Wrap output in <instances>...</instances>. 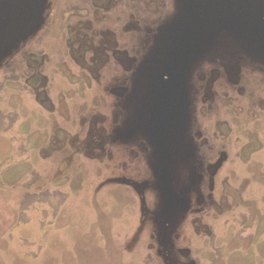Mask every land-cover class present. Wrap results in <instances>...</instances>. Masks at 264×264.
Instances as JSON below:
<instances>
[{
    "label": "rangeland",
    "instance_id": "obj_1",
    "mask_svg": "<svg viewBox=\"0 0 264 264\" xmlns=\"http://www.w3.org/2000/svg\"><path fill=\"white\" fill-rule=\"evenodd\" d=\"M192 1L16 4L0 264H264V0Z\"/></svg>",
    "mask_w": 264,
    "mask_h": 264
},
{
    "label": "water",
    "instance_id": "obj_2",
    "mask_svg": "<svg viewBox=\"0 0 264 264\" xmlns=\"http://www.w3.org/2000/svg\"><path fill=\"white\" fill-rule=\"evenodd\" d=\"M15 0H2L0 3V8H3L4 6H6L7 4L14 2ZM37 4H39V6H41V8L43 7L44 4V0H34ZM188 6H189V10H190V15H191V25L194 29H196V17H197V13L195 12V6L192 0H186ZM18 3V2H17ZM16 3V4H17ZM16 4H14L12 6V9H14L16 7ZM11 9V10H12ZM42 10V9H41ZM13 15V16H12ZM10 17H6L3 18V23L0 25V35H11L12 33L18 32L21 29L27 28L28 25H30L31 20H33L31 17H24L22 14H20V12H18L17 14H12ZM20 15V16H17ZM1 20V21H2ZM0 21V22H1ZM228 21L230 22V25H233L234 22H241L243 23L244 18L241 15H238L236 13H230L228 16ZM240 24V23H239ZM232 27V26H231ZM220 28V27H219ZM27 30V29H25ZM233 31V29H231ZM237 35L239 36H246L248 38L251 37H261L264 38V29L262 30H236ZM13 35V36H12ZM10 36L9 40H14L15 38H17L19 35L18 34H12Z\"/></svg>",
    "mask_w": 264,
    "mask_h": 264
},
{
    "label": "flooded vegetation",
    "instance_id": "obj_3",
    "mask_svg": "<svg viewBox=\"0 0 264 264\" xmlns=\"http://www.w3.org/2000/svg\"><path fill=\"white\" fill-rule=\"evenodd\" d=\"M2 0H0V3H1ZM21 0H15L14 2H11L9 4H7L6 6H4L3 8H0V21L3 19V18H6V17H10L12 14H17L18 12L15 11V7L14 9H12V6L14 4H16L17 2L19 3ZM23 1V0H22ZM12 9V10H11ZM13 16V15H12ZM17 16H20V15H17Z\"/></svg>",
    "mask_w": 264,
    "mask_h": 264
},
{
    "label": "bare ground",
    "instance_id": "obj_4",
    "mask_svg": "<svg viewBox=\"0 0 264 264\" xmlns=\"http://www.w3.org/2000/svg\"><path fill=\"white\" fill-rule=\"evenodd\" d=\"M32 29H33V28H32ZM32 29H31V30H32ZM31 30H30V31H31ZM15 40H17V39H15ZM10 43H11V42H10ZM10 43H9V44H10ZM202 43H203V41H201L198 45H196V47H195V49L193 50V52H194V51L196 50V48H197L199 45H201ZM193 52H192V53H193ZM192 53H191V54H192Z\"/></svg>",
    "mask_w": 264,
    "mask_h": 264
}]
</instances>
